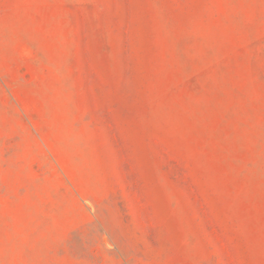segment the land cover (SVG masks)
I'll return each mask as SVG.
<instances>
[{"label": "rangeland", "instance_id": "obj_1", "mask_svg": "<svg viewBox=\"0 0 264 264\" xmlns=\"http://www.w3.org/2000/svg\"><path fill=\"white\" fill-rule=\"evenodd\" d=\"M0 264H264V0H0Z\"/></svg>", "mask_w": 264, "mask_h": 264}]
</instances>
